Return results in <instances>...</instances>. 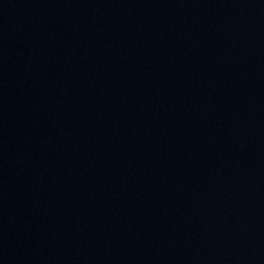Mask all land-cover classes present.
Masks as SVG:
<instances>
[{
	"label": "water",
	"instance_id": "water-1",
	"mask_svg": "<svg viewBox=\"0 0 264 264\" xmlns=\"http://www.w3.org/2000/svg\"><path fill=\"white\" fill-rule=\"evenodd\" d=\"M0 264H264V0H0Z\"/></svg>",
	"mask_w": 264,
	"mask_h": 264
}]
</instances>
